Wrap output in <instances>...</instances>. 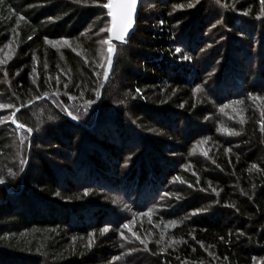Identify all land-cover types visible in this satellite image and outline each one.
Here are the masks:
<instances>
[{
  "label": "trees",
  "instance_id": "16d2710c",
  "mask_svg": "<svg viewBox=\"0 0 264 264\" xmlns=\"http://www.w3.org/2000/svg\"><path fill=\"white\" fill-rule=\"evenodd\" d=\"M105 2L0 4V264H264V3L142 0L103 88Z\"/></svg>",
  "mask_w": 264,
  "mask_h": 264
},
{
  "label": "snow or ice",
  "instance_id": "6c2138e0",
  "mask_svg": "<svg viewBox=\"0 0 264 264\" xmlns=\"http://www.w3.org/2000/svg\"><path fill=\"white\" fill-rule=\"evenodd\" d=\"M3 3V0H0V4ZM137 0H106L105 3H103V7L108 9V15L111 17V28L108 29L110 32V35L101 41L102 44L108 45V52H109V58H108V64L111 65V55L114 53V46L112 44V40H118L120 42H124L125 36L127 34L128 29L131 27L132 24V16L136 7ZM262 3H264V0H262ZM189 7H192V5H188ZM20 19H23V17H20ZM179 51V49H177ZM108 77V71L106 70L104 72V78L107 79ZM199 91V89H198ZM11 107L10 105H3L0 104V108H6ZM223 111V109H221ZM16 111L18 112L19 109L17 108ZM12 122L17 124V127L20 129H24L25 126L22 123H17V120L15 118V112L12 113ZM73 119H75V116H73ZM28 132L31 131V129H26ZM201 143H204L203 141ZM0 183H3V180L0 179ZM127 227V225L125 226ZM108 229H103V232H107Z\"/></svg>",
  "mask_w": 264,
  "mask_h": 264
},
{
  "label": "rangeland",
  "instance_id": "374dc122",
  "mask_svg": "<svg viewBox=\"0 0 264 264\" xmlns=\"http://www.w3.org/2000/svg\"><path fill=\"white\" fill-rule=\"evenodd\" d=\"M5 47L1 48L0 49V65H6L8 62L12 61L13 60V57H14V52L15 50L11 48V46L9 45H4ZM101 56L103 57L102 61L105 60V58H109V52H108V46L104 47V49L102 50L101 52ZM107 65H108V61H107V64H106V68H107ZM106 68H105V71H106ZM12 118L13 117H9V116H6L4 118L5 121H7L8 119L12 121ZM139 220L136 219V215H133V218L131 217H128L124 223H122V225H124V228L125 229H129L131 228L134 224H136V222H138ZM127 225V227H125ZM169 226H171L169 223H165L162 225H160L159 223H155V227L154 228H158L157 230L159 232H161L160 228L166 232V230L169 229ZM147 242L148 239L145 238L144 239V242ZM133 251V250H131Z\"/></svg>",
  "mask_w": 264,
  "mask_h": 264
},
{
  "label": "water",
  "instance_id": "95a60500",
  "mask_svg": "<svg viewBox=\"0 0 264 264\" xmlns=\"http://www.w3.org/2000/svg\"><path fill=\"white\" fill-rule=\"evenodd\" d=\"M142 0H137V3H136V7H135V10H134V13H133V16H132V24H131V27L128 29L127 31V34L125 36V40L124 42H120L118 40H115L113 39L112 40V44L114 46V53L111 55V65L109 66V64L107 65V68L106 70L108 71V77L107 79L104 78V83H103V88L105 87L109 77H110V74H111V71L113 69V65H114V62H115V59H116V55H117V49L119 46H123L126 44V42L128 41V39L130 38V36L134 33L135 29H136V21H137V18H138V13H139V9H140V3H141ZM106 11L108 12V9H106ZM109 19H110V28H111V17L108 15ZM109 28V29H110ZM109 35H110V32H109ZM47 97L45 98H42L38 101H36V103H39L41 102L42 100L46 99ZM32 105H30L29 107H31ZM13 119V118H12ZM12 124L17 127V124L16 123H13ZM18 128V127H17ZM23 130H26L25 128Z\"/></svg>",
  "mask_w": 264,
  "mask_h": 264
}]
</instances>
